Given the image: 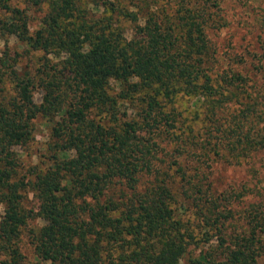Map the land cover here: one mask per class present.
Listing matches in <instances>:
<instances>
[{"label":"trees","instance_id":"obj_1","mask_svg":"<svg viewBox=\"0 0 264 264\" xmlns=\"http://www.w3.org/2000/svg\"><path fill=\"white\" fill-rule=\"evenodd\" d=\"M29 1L47 4L41 25L30 33L24 10L3 1L0 8L7 16L0 36L14 34L59 59L49 63L46 58L48 77L38 105L29 100L32 79L20 77L14 68L9 72L19 102L0 105V248L7 254L0 264H20L14 239L35 217L44 223L29 233L45 264H182L191 241L208 243L213 237L218 245L189 264H263L264 210L254 206L247 211L243 230H224L233 215L203 182V167H191L187 158H180L190 144L191 129L178 128L181 114L166 109L177 96L196 98L205 103L204 115L212 124L206 144L213 136L226 140L234 157L264 147V125L245 129L254 111L264 122L255 106L264 96L261 101L251 98L244 88L247 77L240 72H213L209 64L213 49L208 29L225 24L206 2L216 9L218 1L182 0L169 12L158 0H139L143 4H133L136 9L120 0ZM101 7L104 13L98 14ZM124 22L134 30L129 38ZM2 67L10 68L0 62V82L7 73ZM230 102L244 107L220 122L217 113ZM125 104L136 108L135 117L121 119L127 115L121 109ZM39 113L60 115L52 126L53 164L34 169L28 180L16 179L12 147L30 137L31 122ZM166 139L175 147L173 160L164 165L158 148ZM201 149L219 153L218 146ZM144 174L153 181L140 191ZM115 181L120 193L114 199L108 191ZM26 188L36 197V209L22 205ZM185 207L204 230L195 233L183 222ZM219 248L223 260L216 253Z\"/></svg>","mask_w":264,"mask_h":264},{"label":"rangeland","instance_id":"obj_2","mask_svg":"<svg viewBox=\"0 0 264 264\" xmlns=\"http://www.w3.org/2000/svg\"><path fill=\"white\" fill-rule=\"evenodd\" d=\"M5 1L12 7H17L24 10L27 16L28 29L33 33L40 25L41 19L47 11V4L41 6L32 5L29 0H0V4ZM129 8L136 7L133 4L139 3V0H120ZM182 0H158V6L165 8L167 12L178 7ZM184 1V0H183ZM187 2L189 0H186ZM195 3H205L204 0H190ZM218 7L215 9L211 6V2L206 3L209 11L221 18L223 25L220 29H208L213 54L211 58V69L213 72L234 70L240 72L247 77V82L244 85L246 92L251 95V98L257 97V101H261L264 96V0H217ZM96 10V9H95ZM98 14L102 12L100 8ZM6 12L0 8V24L6 19ZM125 27V36L129 38L134 34V30L130 22L123 23ZM1 33V30H0ZM46 58H49V63H55L59 58L46 55L43 51L31 48L26 42L20 40L14 34H2L0 36V62L5 61L10 68L2 71L7 72L3 75L0 82V105L10 107L12 101H18L19 97L15 87V79L9 72L14 68L20 77L31 78L33 85L29 100L31 103L39 104L42 101V82L48 76L44 72V64ZM1 71V72H2ZM46 72H49L46 70ZM8 74V75H7ZM43 75V76H42ZM42 76V77H41ZM50 78V77H49ZM112 88L118 85L111 81ZM249 99V98H248ZM242 101L247 100L242 98ZM251 100V99H249ZM263 103H256L255 106L259 112L264 114ZM205 103H202L196 98L189 96H177L171 107L177 110L180 116L177 115V127L180 129H191L188 132L192 138L187 139L190 144L185 145L186 152L180 158H187L188 165L191 167H203L200 172H204L206 178L204 183H209L210 191L214 195H219L221 206L229 209L232 213V218L225 220L224 230L230 233L233 230H243L246 227L247 211L252 207L257 206L264 210V147L251 149L246 155L234 157L228 149H226V140L219 142L218 138H210L211 143L206 144L211 123L204 115ZM242 103L230 102L224 108L218 111L220 122L230 117V113H241ZM127 111V117L121 119L132 118L136 116V108L133 105L125 104L121 107ZM176 112V113H177ZM253 118L251 123L245 127L253 129L261 128L264 125L263 121H259L258 113H250ZM60 115L44 116L38 114L32 120V130L30 137L25 143L12 147L14 154V178H23L28 180L31 177V172L35 170H45L53 164V156L56 154L55 139L52 136V126L59 119ZM178 131V130H177ZM141 133H144L141 131ZM217 143V145H215ZM158 148L159 160H163V164L170 163L173 160L171 154L175 145L166 140L159 141ZM207 146L214 148L218 146V154L214 151L203 153L205 150L202 147ZM221 147V148H220ZM208 150V148L206 149ZM173 155V154H172ZM164 164V165H165ZM153 181V176L144 174L140 177L139 190L143 191L148 184ZM174 186H179L175 184ZM120 184L115 181V185L108 191L112 198L118 196ZM22 205L26 209H36V197L29 188L22 191ZM229 196L228 200H224V196ZM187 206V205H185ZM185 207L182 210V220L190 230H204L198 227L197 220L193 217L190 208ZM3 205L0 204V221L2 220ZM40 218L30 219L27 225L22 226L19 234L14 239L15 245L18 247L21 254L20 264H45L37 256L34 250L29 229H36L43 224ZM264 241V231L260 234ZM1 243V240H0ZM218 245V240L215 237L208 242H194L188 244L184 256L181 260L182 264H189L191 258L197 257L201 252L214 249ZM221 248L216 249L219 260H223V256L219 253ZM7 254L0 248V260L6 259ZM259 261L264 264V254L261 255Z\"/></svg>","mask_w":264,"mask_h":264}]
</instances>
